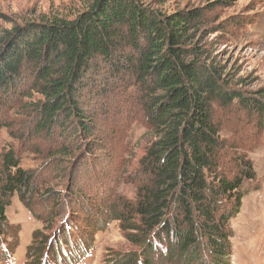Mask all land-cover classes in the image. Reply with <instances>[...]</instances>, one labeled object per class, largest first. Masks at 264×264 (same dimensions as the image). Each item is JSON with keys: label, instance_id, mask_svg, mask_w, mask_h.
<instances>
[{"label": "trees", "instance_id": "16d2710c", "mask_svg": "<svg viewBox=\"0 0 264 264\" xmlns=\"http://www.w3.org/2000/svg\"><path fill=\"white\" fill-rule=\"evenodd\" d=\"M222 2L163 14L141 0H83L73 18L55 15L0 30V95L23 87L36 92L39 132L58 128L64 135L71 128L75 136H91L95 119L85 94L105 86L132 90L145 123L142 154L135 202L115 209L114 218L144 248L142 264H226L232 250L229 221L254 170L248 160L225 170L215 113L237 105L256 116L264 133V87L245 94L232 86L210 47L195 39L193 29ZM99 75H106L101 87L94 81ZM34 188L13 150L1 152L0 231L12 197L26 203ZM153 252H164L157 263Z\"/></svg>", "mask_w": 264, "mask_h": 264}, {"label": "rangeland", "instance_id": "374dc122", "mask_svg": "<svg viewBox=\"0 0 264 264\" xmlns=\"http://www.w3.org/2000/svg\"><path fill=\"white\" fill-rule=\"evenodd\" d=\"M215 1L141 0L163 14ZM222 1L193 29L195 39L210 47L232 86L252 94L264 87V0ZM82 8L83 0H0V30L55 15L73 18ZM105 79L94 81L101 87ZM102 89L84 96L95 119L91 136H75L71 128L64 135L58 128L39 132L32 108L40 96L29 87L0 95V153L12 149L35 186L27 204L14 195L6 208L0 264H114L125 257L142 264L144 248L127 239L114 210L135 202L145 123L134 110L132 90ZM215 117L225 170L236 168L238 160L250 161L254 170L229 221L226 264H264V133L256 128V116L237 105L218 108ZM63 145L64 155L58 153ZM162 255L153 252L152 262Z\"/></svg>", "mask_w": 264, "mask_h": 264}]
</instances>
